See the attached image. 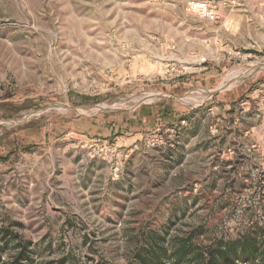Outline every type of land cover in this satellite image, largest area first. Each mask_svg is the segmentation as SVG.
Returning a JSON list of instances; mask_svg holds the SVG:
<instances>
[{
  "label": "rangeland",
  "instance_id": "obj_1",
  "mask_svg": "<svg viewBox=\"0 0 264 264\" xmlns=\"http://www.w3.org/2000/svg\"><path fill=\"white\" fill-rule=\"evenodd\" d=\"M237 235L264 243V0H0L4 261Z\"/></svg>",
  "mask_w": 264,
  "mask_h": 264
},
{
  "label": "trees",
  "instance_id": "obj_2",
  "mask_svg": "<svg viewBox=\"0 0 264 264\" xmlns=\"http://www.w3.org/2000/svg\"><path fill=\"white\" fill-rule=\"evenodd\" d=\"M2 241L6 245L7 233H3ZM3 247L0 248V251ZM191 251L184 246L173 249L170 254L172 260L177 261L195 259L197 264H264V243L249 235H237L232 239H224L218 244L206 249L205 253L189 257ZM167 250L164 247H151L145 254H137L141 264H158L166 257ZM30 257L23 248L17 255L8 257L4 261L0 255V264H29Z\"/></svg>",
  "mask_w": 264,
  "mask_h": 264
},
{
  "label": "built area",
  "instance_id": "obj_3",
  "mask_svg": "<svg viewBox=\"0 0 264 264\" xmlns=\"http://www.w3.org/2000/svg\"><path fill=\"white\" fill-rule=\"evenodd\" d=\"M187 9L200 19H211L213 18V9L211 4L207 1H195L189 3Z\"/></svg>",
  "mask_w": 264,
  "mask_h": 264
},
{
  "label": "water",
  "instance_id": "obj_4",
  "mask_svg": "<svg viewBox=\"0 0 264 264\" xmlns=\"http://www.w3.org/2000/svg\"><path fill=\"white\" fill-rule=\"evenodd\" d=\"M220 90H221V89L216 90V91H214V93L219 92ZM52 107H56V106H55V105H50V106L45 107L44 109H41V110L38 111V112H42V111L47 110V109L52 108ZM66 107L69 108V109H72V108L69 107V106H66ZM38 112H36V113H38ZM36 113H35V114H36Z\"/></svg>",
  "mask_w": 264,
  "mask_h": 264
}]
</instances>
